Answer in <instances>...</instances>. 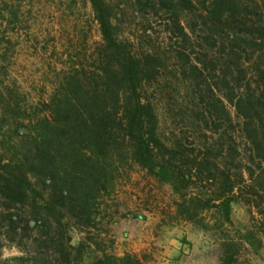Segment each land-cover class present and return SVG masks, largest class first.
I'll return each mask as SVG.
<instances>
[{
	"label": "trees",
	"instance_id": "obj_1",
	"mask_svg": "<svg viewBox=\"0 0 264 264\" xmlns=\"http://www.w3.org/2000/svg\"><path fill=\"white\" fill-rule=\"evenodd\" d=\"M52 2L88 5L100 39L54 37L35 104L0 89V264H144L100 229L125 166L171 188L170 226L264 218V0Z\"/></svg>",
	"mask_w": 264,
	"mask_h": 264
},
{
	"label": "rangeland",
	"instance_id": "obj_2",
	"mask_svg": "<svg viewBox=\"0 0 264 264\" xmlns=\"http://www.w3.org/2000/svg\"><path fill=\"white\" fill-rule=\"evenodd\" d=\"M54 5L52 0H0V89H17L27 104L48 91L54 37L64 46L72 36L88 44L100 39L88 5L79 3L72 21H59ZM17 8L15 21L11 13ZM174 199L169 186L125 166L102 204L107 249L116 256L137 255L144 264H264V218L253 224V212L239 203L232 206V227L217 229L213 215L207 226H170L165 214ZM17 255L13 248L3 250L4 258Z\"/></svg>",
	"mask_w": 264,
	"mask_h": 264
}]
</instances>
